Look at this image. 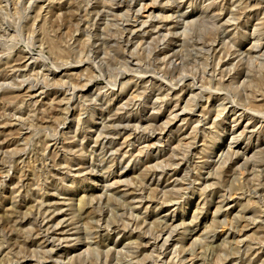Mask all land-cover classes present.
I'll return each mask as SVG.
<instances>
[{"label":"rangeland","instance_id":"374dc122","mask_svg":"<svg viewBox=\"0 0 264 264\" xmlns=\"http://www.w3.org/2000/svg\"><path fill=\"white\" fill-rule=\"evenodd\" d=\"M88 1L89 0H41L39 2L36 1L38 3H34V1L31 0H0V59L3 58V62L0 64V72L4 70L9 71V66L5 61L6 58L10 56L19 58L21 55H30L39 60L40 67H37L36 70H31L24 81L40 80L43 82L44 79H48L50 84L53 85V87L47 90V92L50 93L49 95H41L39 93L40 91H38V96L36 99L32 100L38 101V103L34 104L33 102L34 105L31 107H26L21 103L23 102V98H19L18 96H22L25 91H18V83L11 85V89L5 91L4 94L0 92V114H4L5 107H8L10 112L12 109L19 106H22L24 109L26 108L24 126L20 128H9L8 131L4 133L5 136L1 138V140H10L11 142L16 139L14 142L18 143L14 145L11 144L10 147L2 148V150L0 149V154L6 155L4 162L7 166L11 167L19 153H23L26 150L31 153L28 157L27 165H25L23 169V172L29 175L30 182H27L29 187L26 191L27 198L29 199H32V194L38 191L39 188L44 189L50 183L49 180L46 181V176L44 175L46 171L44 170L42 159L45 154L43 143L46 142L48 138L51 140V138L57 135H59V137L61 136L60 139L62 140L72 138V132L77 128L78 120L87 122L88 125L95 124V127L100 128L102 124L101 117L98 116L100 110L98 108L95 109L97 110V115L94 116L93 112L87 108L91 99L90 97L94 96L95 93L108 94L109 102H106L104 108L105 111L110 110L111 115L118 114L119 116L116 117H137L136 112H131L132 109L126 108L119 110L122 108L121 105H124L128 100L127 95L131 96L132 93L135 92V88H133L134 83L131 84L132 90L130 92L127 94L121 93L114 101H112V99L115 96H111V93L115 90L113 88L114 85L117 84L118 86L116 89V93L118 94L119 87L122 85L128 86L132 77L141 76L144 72L126 64V61L129 60L130 62L131 59L123 55L119 57L116 53V49L112 48L114 47L113 44L106 47L102 45L100 47V42L98 41L99 35L95 31L94 26V23H98L96 18L97 14L95 11L90 10L91 5L87 6ZM155 1L156 0H151L147 3L150 4ZM242 1L246 4L251 3L252 6L262 3V7L264 8V0ZM166 3L167 1H164L161 5ZM178 3L182 13H194L193 18L189 21L197 23L187 34L188 46L182 53L187 62L179 72L185 73L188 76L197 77L198 81H207L209 77H211L209 72L210 69L206 71L207 60L211 58L212 55H219V53L214 52L209 47L210 44L217 39V32L210 24L212 22L209 17L216 15L219 25H225V21L230 18L229 11L226 16V12L230 7L229 1L217 0L219 5L213 11H207V7L210 3L205 2V0H179ZM221 7L224 8L222 12ZM242 7L233 10L235 18L241 19V22L231 21L227 23V28L232 38L237 42H241L236 50H240V53H244V57H246L248 51L256 41L257 36L253 35L255 27L263 24L264 10H261L262 7L256 6L252 8V10H248L247 13L242 16ZM254 11L258 14L256 16H249V13ZM113 15L114 13H111L109 17L99 23L101 29H105L106 36L109 37H113L115 31L111 27H104V25L115 23L112 17ZM156 15H159V13H156ZM170 15L169 12L163 16L167 17ZM219 16L226 18L221 21L219 20ZM239 26L245 28L238 29ZM117 35L118 34H116V36ZM244 35H246L247 38L241 39ZM202 43H208L207 50L199 54L198 59L195 60L194 57L200 53L198 49L203 45ZM150 44L153 45L152 42H150ZM215 48L218 52L221 50V46H218V44H216ZM100 49H102L103 53L100 59H98L96 52ZM139 52L141 53V51ZM236 58V56H231L228 59L226 58V60L228 61L230 59L233 62ZM100 61H102L101 65H103L102 71L98 70ZM82 62L84 64H80ZM209 63H212V61L209 60ZM238 63L239 60H234V66L231 67V70H228L231 71V73L226 75L224 79L219 81L220 78L218 77L216 83L211 86L207 85V88L212 89L211 92L218 94L215 95V97L220 96V98H217L218 101H215V108L210 116L203 117L204 113H201V110H199L196 115H193L191 112L184 113V115L188 114L190 118L195 116L192 121L198 118L207 119L209 117L210 120L208 123L212 121L209 125H204V123L197 125L193 123L189 127L187 123H175L176 127L179 128L186 126L184 130L186 131V135L185 137H180L181 134H179L177 140L174 141V154L179 159H182V157L187 154L189 147L193 144V162L185 166H174L168 169L167 174L161 180V183L164 182L162 185L145 181V169H147L146 167L148 166L137 162L135 167L134 163H131L129 164L130 170L128 172L126 170L127 175L122 179L123 182L115 189L116 191L133 190L128 188L127 185L133 188L136 186L146 187L147 203L141 207L136 214L142 216V219L147 217L146 225L148 228L154 225L158 226L159 222L162 221L168 223L166 220H174V225L178 227L177 231L180 237L182 239L188 237L185 242H181L182 246L180 249L177 248V250H185L188 254L192 248L197 249L196 254L198 261H194L193 264H227L232 261H235L233 264H238L236 261L241 256L239 254L241 250L240 246L243 247L245 245L258 249L259 245L264 244V234H262L260 230V228L264 229V222L260 219V216L264 212V202L260 199V196L264 194V171L262 168V163H264V120L261 121L262 124H255V138H253L252 141L248 140V137H250L248 133L245 137L233 141L231 136L224 135L222 132L224 128L242 131L250 122L252 116L255 115L252 111H264V60L257 63L255 62L254 64L245 61V70L250 75L246 79L244 76L240 77L236 74L235 67L239 65ZM43 64L45 65L42 66ZM65 67H68L71 71H65ZM242 69H244V67H240L239 70L242 71ZM50 70L56 71L55 76L47 77ZM132 70H136V72H132ZM147 73V78L153 75H158L160 77L165 75V71L148 67ZM177 76L178 75L174 76L172 79L175 80ZM72 79L74 81H72ZM22 81L23 80H19V82ZM77 82H80L83 86L90 82L92 84L86 88L83 86L76 88L77 98L71 100V102L67 100L64 101V99L65 97L70 98L74 93L73 90L64 94H62V92L58 95L53 94V92H57L59 85L72 84L74 86L78 84ZM166 94L167 92L164 93V95ZM83 95L86 97L83 98ZM135 95H133V97H135ZM25 98L26 102H31L29 97ZM213 99H211L209 103L206 98L203 99L200 102L204 105L202 108H208ZM223 99H225V101H223ZM188 100L189 95L182 104V108L186 105ZM15 101L18 102V104L15 103ZM231 101H235L240 106L238 112L230 113L228 110L223 113L219 106H229ZM67 105H70L72 109L71 125H64V123H61L62 119L66 118L65 116L67 113L64 112L62 115L61 111H63ZM159 106H161L160 103ZM242 109L248 112L241 117ZM157 110H147V112L139 114V116L142 118L158 116L161 118V121L155 122V125L157 127H162L170 116V112L166 111L164 107L160 112ZM135 111H137V109H135ZM218 115H221V117L216 119L215 125H213ZM256 118L260 119L262 116ZM224 119L227 120L222 126L218 127L216 124ZM6 125H9V122ZM6 125L0 127V133L3 130L1 128H5ZM157 127L148 129L146 136L150 135ZM69 128H71V130ZM83 128L86 129V127ZM193 129H198L197 137L193 134ZM174 130L176 131L177 128ZM155 133L159 134L160 132L155 131ZM211 133H213L214 136H212ZM258 140L262 142L257 145L256 142ZM166 144L167 142L164 147L159 145L153 148V153L157 155L160 154L157 149L164 150L167 146ZM83 145L86 146V143H83ZM218 145H223L225 147L230 145L233 150L239 151L243 156L240 160H235L234 157L232 160L231 158H226L222 163L216 162L214 165L212 164L209 167H204L203 163L209 165L211 160H202L201 158L203 156L201 152H210L212 149L215 150ZM125 148V152L132 150L128 147ZM79 149L78 151L75 150L76 156H84L85 159L90 160L87 154L79 153ZM69 157L70 156H68V158ZM167 159L161 160L159 164L163 163V166L168 165ZM120 160L121 159H118V161ZM155 163L156 162H153L152 164ZM0 164H3L1 160ZM126 164H128V162L123 163L125 166ZM226 167L227 169H225ZM159 172L162 171L160 170ZM19 174L20 173H18V175ZM200 174L202 177L206 178L207 181L202 178V180L194 182L193 179ZM98 175L101 176L100 174ZM117 175L118 173H116L115 176ZM190 176H192L191 180ZM1 177L2 174H0V180ZM56 181H59L57 185L62 189L64 183L60 181L59 178H57ZM72 182L73 180L68 182V184H64L65 189L71 190L72 194H68V196L55 195V197L62 201H68L64 205L67 207L65 210L66 212H64L67 213L65 214L66 216L70 215V213L72 215L75 214V216L83 215V222L80 223L79 219L75 220V227L83 229V225H86L90 228L88 232H93L95 226L91 224L102 218L104 215L102 212L113 210V204H106L102 206V208L97 206L93 209L90 208L89 200L100 196L102 184L94 182V180L89 178L86 179L85 176H80L79 179H76L75 184H71ZM192 183L194 184L191 185ZM176 184L177 186L174 187ZM186 189L189 190L187 191ZM50 190L51 189H48V191ZM205 190H207V193L204 196ZM116 191L114 192L115 197H119L116 196L118 195ZM212 193L218 194L213 196ZM162 194H166L165 196L169 197H176L178 194L187 195L184 197V200L180 199L178 202L156 206L157 203L153 202L161 201ZM47 195L51 196L52 193H47ZM223 196H226V202H222ZM72 200H74V203H72ZM210 200L214 202L210 203ZM21 201L22 198L15 199L14 196H11L8 192L0 193V264H54L48 259V256L44 254L42 248H39L42 246V237L38 239H36L35 236L33 237L34 214L37 204L34 201L28 202L27 200V204ZM80 202L83 207L82 214L77 212V205H80ZM178 203H182L183 207L177 206L179 205ZM221 206L224 207L222 211L227 210L229 212V216L226 217L221 214ZM248 206L251 208H247ZM147 207H149V209L146 210ZM13 208L15 209L14 212L12 210ZM246 209L249 210V214L245 216L244 212ZM120 215L123 216V213L115 212L114 217L121 218ZM116 218L109 219L110 223L114 225L118 222L116 225L122 226L121 223H119L121 219ZM126 218L128 217L124 219ZM66 220H69V218H66ZM7 221L12 223L8 225ZM236 222H238V227L243 226L245 228V234L238 241L230 240L228 245L231 247L225 249V244L220 240L218 242L215 241L214 247H211L209 250L206 248L202 250L199 249L198 241L205 238L207 236L206 233H208L210 238L215 239V235L221 236L224 229L231 230L230 223ZM225 225L228 226L225 227ZM66 226L67 225H65L64 228ZM187 230L188 232H186ZM111 232L103 241L122 242V247L129 243L128 235L123 237L118 231ZM137 232L139 231L137 230ZM190 233L192 234L189 235ZM5 235H7V237ZM136 237L133 241L137 239ZM31 239L36 240L37 244L30 249L23 243ZM237 243L240 244V246L236 245ZM77 244L82 245L81 251H78V247H74L77 246ZM84 244L85 242L75 243L74 241L71 245H62L69 257L66 264H68L71 259L74 261V264H108L105 263V259L99 261L97 256L93 254L89 256L85 254L81 258H73L88 251V246ZM147 253L145 254L146 257L148 255ZM187 254H185V256L189 258L187 264H190L194 257L191 258V255ZM175 261L176 260L173 262ZM177 262L178 261H176V263Z\"/></svg>","mask_w":264,"mask_h":264},{"label":"bare ground","instance_id":"6f19581e","mask_svg":"<svg viewBox=\"0 0 264 264\" xmlns=\"http://www.w3.org/2000/svg\"><path fill=\"white\" fill-rule=\"evenodd\" d=\"M31 1L35 3L41 0ZM148 1L151 0H108V2L107 0H89L87 5H91L90 10L95 11L97 14L96 18L98 23H94V26L95 31L99 35L98 41L100 42V47L102 45L106 47L113 44L114 47L112 48L116 49V53L119 57L123 55L131 59L130 62L127 60L126 64L144 72L141 76L132 77L128 86L122 85L119 87L118 94L116 93L118 86L117 84L114 85L113 88L115 90L111 93V96H115L112 99V101H114L121 93L127 94L130 92L132 90L131 84L134 83L133 88H135V92L132 93L131 96L127 95L128 100L124 105H121L122 108L119 110L126 108L132 109L131 112H136L137 117H116L119 115H111V111H105L104 108L106 102H109L108 94L95 93L94 96L90 97L91 99L87 108L93 112L94 116L97 115V110L95 109L98 108L100 110L98 115L102 120L100 128L95 127V124L88 125L87 122L78 120V126L76 130L72 132V138L62 140L60 139L61 136L59 137V135H57L49 140L47 137L48 139L43 143L45 154L42 159L44 170L46 171L44 175L46 176V181L49 180L50 183L46 186L47 189L39 188L38 191L33 193L31 196L32 199L27 198L26 192L29 187L27 182H30L29 175L23 172L24 166L27 165L28 157L31 153L27 150L23 153H19L21 155L18 154L17 159L13 162V166L11 167L7 166L4 162L6 155L0 154V160L3 163L2 165L0 164V174H2L0 180V193L8 192L11 196H14L15 199L22 198L21 202L24 204H27V200L28 202L34 201L37 204L34 214L33 237L35 236L36 239L42 237V246L39 248H42L44 254H46L48 259L54 264H66L69 257L62 245H71L74 241L75 243L85 242L84 245L88 246V251L73 258H81L85 254L88 256L93 254L97 256L99 261L105 259V263L108 264H187L189 261V258L185 256L187 252L185 250L179 251V249L182 246L181 242H185L188 237L185 239L180 237L177 231L178 227L174 225V220H166L168 223L162 221L159 222L158 226L154 225L148 228L146 225L147 217L142 219V216L136 214V212L147 203L146 187L136 186L133 188L127 185L128 188L133 190L116 191L115 189L123 182L122 179L130 170L129 164L131 163H134L135 167L137 162L148 166L146 167L147 169H145V181L158 183L157 185H162L164 183H161V180L167 174L168 169L174 166L191 164L194 159L193 144L189 147L187 154L184 155L182 159H179L174 154V141L177 140L179 134H181L180 137H185L186 135V131H184L186 126L179 128L176 127L175 123H187L189 127L193 123L197 125L203 123L204 125H209L212 122L210 121L208 123L210 120L209 117L207 119L198 118L192 121L195 116L190 118L188 114L184 115V113L191 112L193 115H196L197 112L201 110L200 112L204 113L203 117L210 116L215 108V101H218L217 98H220V96L215 97V95L218 94L211 92L212 89L207 88V85L211 86L216 83L218 77L220 78L219 81H221L226 75H229L231 71L228 70H231V67L234 66V60H239V65L235 67L236 74L240 77L244 76L245 79L250 76L245 70V61L254 64L255 62L257 63L264 60V21H262L263 24L261 26L255 27L253 35L257 36L256 41L253 43L246 57H244V53H240V50H236L241 42L235 41L227 28V23L231 21L241 22V19L235 18L233 11L235 8H241L243 6V16L248 10H252V8L256 6L262 7V3L252 6L251 3L246 4L242 0H228L230 7L226 12V16L229 11L230 18L225 21V25H219L216 15L209 17L212 22L210 24L217 32V39L210 44L209 47L214 52L219 53L220 56L212 55V57L207 60L206 71L210 69L209 72L211 77H209L207 81H198L197 77L188 76L185 73L179 72L187 62L184 54H182L183 50L188 46L187 34L189 30L197 25V23L189 21L193 18L194 13H182L178 3L179 0H156L150 4L147 3ZM164 1H167V3L161 5ZM205 2L210 3L207 7V11H213L219 5L217 0H205ZM223 10L224 8L221 7V12ZM261 10H264V8L262 7ZM169 12L171 14L170 16H163ZM111 13H114L112 17L115 23L105 24L104 27H111L115 31L113 37L106 36L105 29H101L99 24L109 17ZM156 13H159V15H156ZM257 14L258 13L254 11L250 12L249 16H256ZM224 18L226 17L219 16V20L221 21L224 20ZM242 28L245 27L239 26L238 29ZM116 34L118 35L116 36ZM243 38H247L246 35L241 37V39ZM150 42H152L153 45H151ZM202 44L203 45L198 49L200 53L194 57L195 60L198 59L199 54L207 50L208 43ZM216 44L221 46L219 52L215 48ZM139 51H141V53ZM102 53V49L96 52L98 59H100ZM231 56H236L237 58L234 59L233 62L230 59L227 61L226 58L228 59ZM2 60L3 58L0 59V64H2ZM209 60L212 61V63H209ZM5 61L9 66V71L4 70L0 72V92L4 94L5 91L11 89V85L18 83V91H25L22 96L18 97L23 98V102L21 103L26 107H31L38 103V101L32 100L36 99L39 93L41 95L50 94L47 90L53 87V85L50 84L48 79H44L43 82L40 80L24 81L31 70L33 71L36 70L37 67H40L38 59L30 55H21L19 58L10 56L6 58ZM101 62L102 61H100L99 71L103 70ZM80 64L84 63L82 62ZM44 65L45 64L42 66ZM147 67L165 71V75L162 77L153 75L147 78ZM240 67H244V69L240 71ZM65 71L69 72L71 69L65 67ZM132 72H136V70H132ZM55 74L56 71L50 70L47 77L55 76ZM176 75H178L177 78L173 80L172 78ZM19 80L23 81L19 82ZM72 81L74 80L72 79ZM80 82H77L78 84L74 86L72 84L59 85L57 92H53V94L58 95L61 94V92L64 94L73 90V95L70 98L65 97L64 99V101L67 100L71 102V100L77 98L76 88L83 86ZM91 84L90 82L83 87L86 88ZM38 91L40 92L37 93ZM165 92H167L166 95H164ZM133 95H135V97H133ZM188 95L189 100L182 108V104L186 101ZM25 97H29L31 102H26ZM82 97L85 98L86 96L83 95ZM205 98L208 100V103L211 99L216 98L212 100L208 107L209 109L207 107L202 108L204 105L200 103ZM223 101H225V99H223ZM15 103L18 104L16 101ZM159 103L161 106H159ZM163 107L166 111L170 112V116L162 127H157L155 125V122L161 121V118L158 116H152L151 118H142L139 116V114L145 113L147 110L155 111L158 109L157 111L160 112L163 110ZM219 108L223 113L228 110L230 113H236L240 106L235 101H231L229 106L221 105ZM135 109H137V111H135ZM64 112H67L66 118H63L61 123H64V125H71L72 109L70 105H67L65 109L61 111V114L63 115ZM246 112L248 111L242 109L241 117ZM252 112L255 115L252 116L250 122L242 131L224 128L222 131L223 134L231 136L234 141L245 137L248 133L250 136L248 140L252 141L253 138H255V124H262L261 121L264 120V111ZM25 116L26 108L24 109L22 106L12 109L11 112L8 110V107H5L4 114H0V127L9 122V125H6L5 128H1L3 129L0 133L1 150L2 148L10 147L11 144L14 145L18 143L14 142L16 139L11 142L10 140H1V138L5 136L4 133H6L9 128H20L24 126ZM259 116H262V118H256ZM220 117L221 115L216 116L213 125H215L216 119ZM226 120L227 119H224L216 125L220 127ZM83 127H86V129ZM153 127H157L156 130H153L150 135L146 136L147 130ZM175 128H177L176 131L174 130ZM69 129L71 130V128ZM155 131H159L160 133L156 134ZM193 134L197 137L198 129H193ZM211 134L214 136L213 133ZM166 142L167 146L164 150L157 149L160 154L157 155L153 153V148L159 145L164 147ZM261 142V140H258L256 144L258 145ZM83 143H86L87 147L84 146ZM125 147L131 148L132 150L125 152ZM78 149L79 153L87 154L90 160L85 159L84 156H76L75 150L78 151ZM201 155L203 156L201 158L202 160H211L209 165L203 163L204 167H209L212 164L214 165L216 162L222 163L226 158H231L232 160L234 157L235 160H240L243 156L239 151L233 150L230 145L226 147L218 145L215 150L212 149L210 152H201ZM68 156L70 157L68 158ZM118 159L121 160L118 161ZM163 159H167L168 165L163 166V163L159 164ZM127 162L128 164H126V166L123 165V163ZM153 162L156 163L152 164ZM262 168L264 171V163H262ZM225 169H227V167ZM160 170L162 172H159ZM18 173L20 174L18 175ZM116 173H118L117 176H115ZM80 176H85L86 179L89 178L94 180V182L102 184L100 196L89 200L90 208L93 209L95 206L102 208V206L106 204H113V210L102 212L104 214L102 218L91 224L95 226L93 232H88L90 228L86 225H83V229L75 227V220L79 219V222L82 223L83 215L75 216V214L72 215L70 213V215L66 216L65 214L67 213L64 212H66L65 210L67 207L64 205L68 201H62L55 197V195L68 196V194H72L71 190L65 189L64 184H68L71 180H73L71 184H75L76 179H79ZM57 178L64 183L62 189L57 185V182H59L56 181ZM202 178L207 181L201 174L195 177L193 181L197 182L202 180ZM191 179L192 176H190V180ZM193 184L194 183L191 185ZM176 186L177 184L174 187ZM48 189L51 190L48 191ZM186 190L188 191L189 189ZM115 191L118 193L116 196L120 198L115 197ZM47 193H52V195L48 196ZM206 193L207 190H205L204 196ZM217 194L218 193H212L213 196ZM165 195L166 194H162L161 201H154L153 203H157L156 206H159L166 203L178 202L180 199L184 200L187 194H178L176 196L178 198ZM222 198V202L227 201L226 196ZM260 199L264 202V194L260 196ZM209 202L211 203L214 201L210 200ZM72 203H74V200H72ZM77 206V212L82 214L83 207L81 206V202L80 205ZM177 206L183 207V204L180 203ZM223 208V206L220 207L221 214L226 217L229 216L227 210L222 211ZM247 208L251 207L248 206ZM147 209H149V207H147L146 210ZM12 210L13 212L15 211L14 208ZM115 212L123 213V216L120 215L121 218H116L114 217ZM248 214L249 210L246 209L244 215L246 216ZM125 217L128 218L124 219ZM66 218H69V220H66ZM111 218L121 219L119 223H121L122 226L116 225L118 222L112 225L113 223L109 221ZM260 219L264 222V212L260 216ZM11 223L12 222L7 221L8 225ZM65 225L67 226L64 228ZM237 225L238 222L230 223L231 230L224 229L221 236L215 235L217 239L215 237V239L210 238L208 233H206L207 236L198 241L199 249L202 250L206 248L209 250L211 247H214L215 241L218 242L220 240L225 244V249L231 247L228 245L230 240L238 241L245 234V228L243 226L238 227ZM227 226L228 225H225V227ZM137 230L139 232H137ZM260 230L262 234H264V229L260 228ZM111 231H118L123 237L128 235L129 243L122 247V242L103 241ZM186 232H188V230ZM191 234L192 233L189 235ZM7 235L5 236L7 237ZM135 237L137 239L133 241ZM23 244L31 249L37 243L36 240L31 239ZM236 245L240 246L238 243ZM81 246L82 245L77 244V246L74 247H78V251H81ZM177 248L179 249L177 250ZM240 249L239 254L241 256L236 261L238 264H264V244L259 245L258 249L245 245L243 247L240 246ZM146 253L148 254L147 257L145 256ZM196 253L197 249L192 248L190 253L187 254L191 255V258L194 257L190 264H193L194 261H198ZM174 260L178 262H173ZM231 263L233 264L235 261L227 264ZM68 264H74V261L71 259Z\"/></svg>","mask_w":264,"mask_h":264}]
</instances>
